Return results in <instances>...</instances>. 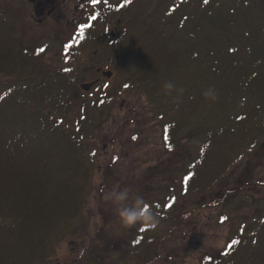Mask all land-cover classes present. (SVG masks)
Listing matches in <instances>:
<instances>
[{
    "label": "trees",
    "instance_id": "obj_1",
    "mask_svg": "<svg viewBox=\"0 0 264 264\" xmlns=\"http://www.w3.org/2000/svg\"><path fill=\"white\" fill-rule=\"evenodd\" d=\"M174 1L190 6L171 26L164 19L162 31L143 24L157 38L151 49L141 47L142 62L130 63L133 46L115 48L121 55L117 67L127 66L124 87L101 92L98 103L79 99L73 124L63 112L76 108L73 99L80 92L74 83L99 68L86 50L87 33L107 14L94 11L62 43L65 72L55 54L47 62L37 54L28 64L26 51L0 35V264H47L66 226L78 246L66 264H155L158 257L168 260L160 247L192 231L204 210L213 212L214 222L230 224V231L222 247L202 250L198 264H264V0H228L220 12L218 0ZM175 2L168 11L177 10ZM119 5L126 8L124 22L127 0L108 8ZM188 11L218 12L222 24L214 19L206 31L189 20L181 25ZM155 18L154 24L161 23ZM155 48H162L160 55ZM106 57L112 68V55ZM145 68H155L152 78H141ZM165 81L184 89L178 108L164 94ZM209 88L216 92L214 101L202 95ZM120 92L145 97L143 109L150 116L143 123L154 122L158 134L152 139L156 145L150 143L158 151L142 168L145 184L133 174L122 184L133 194L142 186V198L159 222L154 229L101 226L87 241L86 233L77 235L84 222L74 221L95 186L100 194L104 184L93 183L90 193V175L103 167L83 154L84 145L95 146V138L106 145L102 130L115 119L112 103Z\"/></svg>",
    "mask_w": 264,
    "mask_h": 264
},
{
    "label": "rangeland",
    "instance_id": "obj_2",
    "mask_svg": "<svg viewBox=\"0 0 264 264\" xmlns=\"http://www.w3.org/2000/svg\"><path fill=\"white\" fill-rule=\"evenodd\" d=\"M227 1L228 0H218L219 4L217 6V11L220 10L221 7L226 6ZM174 2V0H127V8L129 7V9L127 10V16L124 18L123 22L122 15L126 14L124 5L122 7L119 5V9L114 11L108 8L115 3L117 9L119 0H99V2L95 4L90 0V7L87 4L83 11L80 8V12L76 9V7L79 8L78 6H80L79 4L81 1L79 0H66L62 5L54 7V9L51 7L50 3L45 5L44 0H0V35L11 36L15 42L14 45L16 44L19 49L26 51L28 64L31 61V57L37 54L43 55L42 60L44 62H47V58L50 55L55 54L60 64L62 61V43L65 40H71L73 36L82 29L84 24L82 20L90 17L94 11L107 14L105 18H98L96 20L95 25L90 29V31L93 32L89 31L87 33L90 37L87 39L88 46L86 50L90 53L94 61L95 59L96 61L98 60L99 68L85 71L84 75L74 83V85L79 88L80 92V95H77L73 99L76 108L72 110L71 107V112H63L65 117L70 118V120L72 119L69 124H73L79 118L77 116L79 99L86 98L88 100H95V103H98L101 92H110V90L115 87H124V82H121V80L124 78L125 74L123 73L127 66L124 62L120 63L117 67L115 58L120 59L121 55L114 53L115 48L119 50L124 47L126 48V45L133 46L134 50L133 54L130 56V63L142 62L143 59L141 55L144 56V52L141 47L145 46L151 49L155 45L154 40L157 38L155 34L151 35L150 32L145 33L144 25H148L146 26L148 29L153 25L156 27L159 26L157 28L162 31L164 30V19L165 23L171 26L172 23L174 21L176 22L177 18H179L178 15H182L183 12L189 8L188 6H190L184 1H181L180 4L175 2L177 10H173L172 8L168 11V7ZM218 12L215 14L207 13L209 15H200L195 14L193 11H188L183 15L180 24L185 25L184 23L189 20L199 24L202 26L201 29L206 31L207 28L210 27L211 21H214V19L215 22L217 21L220 25L222 24L221 15ZM113 15L115 16L114 21ZM155 17H160L161 23L154 24L156 20ZM110 19H112V23ZM176 24L178 25L179 23L177 22ZM201 29H199V31ZM132 38L134 42L131 44L132 41H128ZM205 39L208 41L211 40L209 31ZM91 45L93 49L89 48ZM179 47L182 46L179 44ZM97 50H99L100 53H98ZM156 50L159 51L157 55H160L162 48H155L154 52H156ZM168 51L169 54L173 52V49H168ZM105 52L112 55V59L115 60L114 63H112L113 60L111 62L113 65L112 68L106 62L107 54H105ZM62 64L63 63L60 65L61 72H65L66 69H62L64 68ZM82 66L83 65L80 67ZM102 70H113L115 71V75L111 72V75L107 76ZM148 70L145 68L146 76L143 75L141 78H152L156 70L155 68L149 70L150 72ZM71 72L72 71H68L66 73L70 75ZM101 73L103 75H101ZM94 80L98 81L88 91H84L80 88V84ZM144 98L142 96L136 97V95L129 96L126 92H120L112 103L115 119L111 120L102 130L104 139L108 141H106L107 147L104 141H97V138H95V146L92 145V142H90L88 146L84 145L85 153L83 154L91 160L93 158L95 159V164H97L98 167L97 169L103 167L96 171L97 174L90 175V193L93 183L95 185L98 183L104 184L103 187H101L102 193L100 194L97 193V185L95 186V189L88 195L87 201H85L83 207L79 210L77 216L80 218L74 221L75 225L79 223L80 219L84 222L80 226L77 235L80 233L84 235L86 233L83 237L87 241L90 236L94 234L93 232H96L101 226L109 231L111 229L117 231L118 228H120L111 205L107 204L104 200V194L105 199H107V194L110 190L126 188V186H128L127 183L126 185L122 184L126 175L133 174L138 182L141 180L144 184L147 179V174L143 173L142 168L146 165L145 160L158 151V149L155 148L157 146H151L150 144L156 145V141L152 139L155 138L156 140L158 134L154 132V130H156L153 129L154 122L150 121L149 124L143 123L145 117L150 116L146 115L143 109L145 104ZM63 120H65L64 117ZM147 143L149 145H147ZM168 155L169 154L166 155L167 158L170 157ZM187 156L188 155L184 158H180L186 159ZM110 159L113 162L109 164ZM169 160L171 159H168V161ZM148 163L149 162H147V164ZM104 168H107L106 172L103 170ZM232 177L233 176L230 175L228 176V178ZM143 191L142 186H138L134 191V195L137 193V195L143 197L145 195ZM212 214L213 212L210 210L202 211L200 216L196 218V220L200 219V221H196V225L192 229L194 234H192L191 230H186V234L183 238L177 237L174 239V236H172L170 241L166 245H162L159 249L161 255L163 253L168 255V260L158 257L155 264H198L203 249H218L222 247L227 241L230 224L226 221L222 223L214 222L210 218ZM218 219L219 218H216V220ZM239 219L240 218L235 222L239 221ZM66 230L69 231L65 233L63 238L58 234L57 241L54 243V248L52 249L53 254L51 253L49 255L46 261L47 264H66L74 257L78 247L76 239H73L76 235H71L72 232L68 226L63 228V231ZM261 258V262L264 263V256H261Z\"/></svg>",
    "mask_w": 264,
    "mask_h": 264
},
{
    "label": "clouds",
    "instance_id": "obj_3",
    "mask_svg": "<svg viewBox=\"0 0 264 264\" xmlns=\"http://www.w3.org/2000/svg\"><path fill=\"white\" fill-rule=\"evenodd\" d=\"M162 87L164 94L172 97L173 104L178 108L180 98L184 93L183 87H177L172 81H165ZM173 93H175L174 96ZM202 95L205 99L213 101L217 99L214 88L206 89ZM104 200L107 204L111 205L117 221L123 229H130L137 224L145 228L154 229L159 222L157 214L150 210L143 198L139 195H134L129 188L110 190L107 194V199H105L104 194Z\"/></svg>",
    "mask_w": 264,
    "mask_h": 264
},
{
    "label": "flooded vegetation",
    "instance_id": "obj_4",
    "mask_svg": "<svg viewBox=\"0 0 264 264\" xmlns=\"http://www.w3.org/2000/svg\"><path fill=\"white\" fill-rule=\"evenodd\" d=\"M79 1H81V3L79 4L80 6H78L79 8L76 7L78 12H80V8L83 11L87 4L89 6L90 0H79ZM64 2H66V0H44V4L46 5V4L50 3V5L53 9H54V7H58V6L62 5Z\"/></svg>",
    "mask_w": 264,
    "mask_h": 264
},
{
    "label": "snow or ice",
    "instance_id": "obj_5",
    "mask_svg": "<svg viewBox=\"0 0 264 264\" xmlns=\"http://www.w3.org/2000/svg\"><path fill=\"white\" fill-rule=\"evenodd\" d=\"M99 2V0H92V3L93 4H95V3H98ZM206 2H207V0H206ZM96 17H93L92 19H95ZM134 139H135V137H134ZM233 243H236L235 241H233Z\"/></svg>",
    "mask_w": 264,
    "mask_h": 264
},
{
    "label": "water",
    "instance_id": "obj_6",
    "mask_svg": "<svg viewBox=\"0 0 264 264\" xmlns=\"http://www.w3.org/2000/svg\"><path fill=\"white\" fill-rule=\"evenodd\" d=\"M83 87L86 89L88 86H86V85H83Z\"/></svg>",
    "mask_w": 264,
    "mask_h": 264
}]
</instances>
